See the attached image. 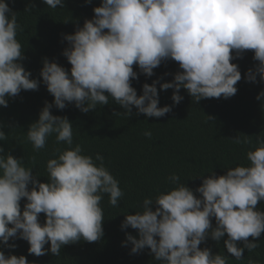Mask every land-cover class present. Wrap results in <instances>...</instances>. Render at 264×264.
<instances>
[{"label": "clouds", "instance_id": "1", "mask_svg": "<svg viewBox=\"0 0 264 264\" xmlns=\"http://www.w3.org/2000/svg\"><path fill=\"white\" fill-rule=\"evenodd\" d=\"M43 3L51 9L64 7V0ZM34 7L29 4L25 11ZM93 11V18L77 26L74 34L63 35L68 47L62 54L71 65L70 73L48 58L40 71L54 101L45 102L38 120L26 132L27 140L35 151L44 149L53 134L57 144L67 145L47 161L48 182H40V175L33 174L34 167L0 146L3 247L15 249V241L24 240L30 245L29 255L51 252L58 257L65 245L99 241L105 220L101 201L107 195L109 205L119 207L124 196L119 180L105 165V157L97 153L94 159L84 154L81 144L74 145L73 123L67 116L53 115L54 106L64 110L74 104L87 114L115 101L126 116L130 117L135 107L137 115L161 118L173 106H159L157 85L160 90L174 89V105L184 99L182 88L195 103L207 98L228 99L237 93L236 85L242 79L238 64L232 61L248 50L254 51L253 59L259 63L248 69L246 80L257 82L259 76L264 81V0H101ZM17 14L7 0H0V106L5 108L9 98L21 91L38 90L41 84L22 63L26 57L17 39L23 31ZM167 60L178 62L182 71L176 72L171 82L161 83L163 77H159L151 84L144 83L143 94L138 95L132 81L140 74L152 77L154 69ZM257 100H264V91ZM8 135L0 125V141H7ZM144 135L151 138L152 133L145 131ZM232 140L252 143L247 135ZM246 158L247 166L229 167L224 175L211 171L210 176H197L203 179L195 191L181 183L178 174H171L168 180L175 187L154 198L145 197L142 211L125 215L121 228L138 230V238L127 233L122 246L131 244V254L148 248L161 264H228V256L200 247L208 238L218 244L227 235V252L242 260L245 249L251 252L259 247L256 241L264 233V210L258 207L264 201V132L256 136ZM41 213L46 217L43 224ZM238 242H243V247ZM0 264L29 261L24 255L6 256L0 250ZM248 264L256 261L249 259Z\"/></svg>", "mask_w": 264, "mask_h": 264}, {"label": "trees", "instance_id": "2", "mask_svg": "<svg viewBox=\"0 0 264 264\" xmlns=\"http://www.w3.org/2000/svg\"><path fill=\"white\" fill-rule=\"evenodd\" d=\"M7 2L18 13L17 21L23 28L17 34L26 57L22 63L32 73L31 78L40 79L41 84L38 90L21 91L15 98H9L8 107L0 106V125L9 134L7 141H0V146L5 148V153L11 151L15 157L23 158L26 166L34 167L33 174L40 175V182L46 183L47 161L55 158L58 148L63 150L67 145L57 144L53 134L44 149L35 151L27 140L26 132L31 123L38 120L45 102L54 101L40 77L43 60L55 61L70 73L71 65L62 54L68 47L63 35L74 34L77 26L82 27L86 19L93 18V9L101 5V0H91V4L87 0H64V7L56 9L49 8L43 0ZM29 4H35L30 12L25 11ZM253 56L254 51L248 50L242 58L232 61L238 64L242 79L236 85L237 93L228 99L207 98L195 103L188 91L182 88L180 95L184 99L179 105H174L171 99L174 89L160 90L157 85L159 106H173L172 111L161 118L137 115L135 107L132 115L126 116L121 114L124 109L115 101L98 106L87 114L74 104H68L64 110L54 106L51 110L53 115L67 116L73 123L74 145L81 144L84 154L94 159L97 153L105 157V165L119 180L124 196L119 207L110 206L107 195L101 201L105 220L104 236L99 241L81 240L65 245L58 257L51 252L40 257L29 255L30 245L24 240H16L18 247L15 249L0 245V250L6 256L24 255L29 264H161L149 254L148 248L139 254H131V244L122 246L126 234L131 233L138 238V230L131 227L122 229L121 224L126 214L142 211L145 197L154 198L158 192L175 187L168 180L173 173L180 176L181 183L195 191L202 184L203 178L197 177L199 175L207 177L211 171L217 176L224 175L229 167L248 165L246 153L253 149L256 136L264 132V100H257L258 94L264 91V81H260L259 76L257 82H248L245 78L248 69L259 63ZM133 67L139 73L138 66ZM178 71H182L178 62L167 60L154 69L152 77L140 74L138 80L132 81V86L138 95H142L144 83L151 84L159 77H163L161 83L171 82ZM145 131H151V138L144 135ZM245 135L251 139V144H236L232 140ZM25 203L26 198L21 201L22 210ZM258 207L264 210V201ZM39 219L43 224L45 214L41 213ZM224 239L227 235L217 244L208 238L200 247L207 246L214 254L220 252L228 256V264H248L249 259L256 264H264V233L256 241L259 247L251 252L245 249L242 260L227 252ZM249 240L253 238L249 237ZM238 246L243 247V242H238Z\"/></svg>", "mask_w": 264, "mask_h": 264}]
</instances>
